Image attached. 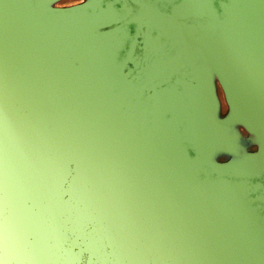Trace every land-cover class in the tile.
<instances>
[{"label": "water", "instance_id": "1", "mask_svg": "<svg viewBox=\"0 0 264 264\" xmlns=\"http://www.w3.org/2000/svg\"><path fill=\"white\" fill-rule=\"evenodd\" d=\"M56 17L35 14L22 0H0L8 258L15 264H264L232 215L162 163L136 131V117L123 115L160 76L128 86L111 104L94 72L63 65L56 45L64 27H52L63 17ZM48 70L66 84L69 106L60 114L39 112L27 98ZM127 89L137 90L132 105L124 103Z\"/></svg>", "mask_w": 264, "mask_h": 264}, {"label": "rangeland", "instance_id": "2", "mask_svg": "<svg viewBox=\"0 0 264 264\" xmlns=\"http://www.w3.org/2000/svg\"><path fill=\"white\" fill-rule=\"evenodd\" d=\"M22 1L63 17L52 25L64 27L63 65L94 72L111 104L160 76L123 115L162 163L232 215L264 262V0ZM55 72L27 90L39 112L69 106ZM136 97L127 89L124 103Z\"/></svg>", "mask_w": 264, "mask_h": 264}, {"label": "snow or ice", "instance_id": "3", "mask_svg": "<svg viewBox=\"0 0 264 264\" xmlns=\"http://www.w3.org/2000/svg\"><path fill=\"white\" fill-rule=\"evenodd\" d=\"M11 240L7 193L0 179V264H15V261L8 258Z\"/></svg>", "mask_w": 264, "mask_h": 264}, {"label": "clouds", "instance_id": "4", "mask_svg": "<svg viewBox=\"0 0 264 264\" xmlns=\"http://www.w3.org/2000/svg\"><path fill=\"white\" fill-rule=\"evenodd\" d=\"M77 3H84V0H76ZM64 3H65V0H60V3L57 4L56 6L57 7H63L64 6ZM243 131V130H241Z\"/></svg>", "mask_w": 264, "mask_h": 264}]
</instances>
